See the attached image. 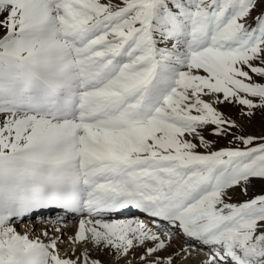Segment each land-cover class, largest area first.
Returning a JSON list of instances; mask_svg holds the SVG:
<instances>
[{
    "label": "snow or ice",
    "instance_id": "6c2138e0",
    "mask_svg": "<svg viewBox=\"0 0 264 264\" xmlns=\"http://www.w3.org/2000/svg\"><path fill=\"white\" fill-rule=\"evenodd\" d=\"M257 112L264 0H0V264H264Z\"/></svg>",
    "mask_w": 264,
    "mask_h": 264
},
{
    "label": "rangeland",
    "instance_id": "374dc122",
    "mask_svg": "<svg viewBox=\"0 0 264 264\" xmlns=\"http://www.w3.org/2000/svg\"><path fill=\"white\" fill-rule=\"evenodd\" d=\"M222 111L225 112L227 115H231L233 118H237V110L232 107H224ZM243 125V132L242 134L245 136H253V137H261L264 136V113L257 112L256 115L251 120H240L239 121ZM207 135V134H206ZM207 138L211 141H214V150H219L221 148H230V147H237L241 146L239 143L229 144V140L231 137L224 139V138H216L214 136L208 135ZM264 142V141H259ZM201 151H203L201 149ZM264 194V185L261 182L256 181L254 182V186L250 189L248 196H242L239 194V189L236 190L234 194V202H240L247 199L252 198L254 195ZM200 253H192L191 256L188 257L187 260L183 261L182 264H202L200 257Z\"/></svg>",
    "mask_w": 264,
    "mask_h": 264
},
{
    "label": "bare ground",
    "instance_id": "6f19581e",
    "mask_svg": "<svg viewBox=\"0 0 264 264\" xmlns=\"http://www.w3.org/2000/svg\"><path fill=\"white\" fill-rule=\"evenodd\" d=\"M64 218L67 221V227H68L69 232H72L75 230V225L78 224V221L81 217H79L77 214H74V213H66L64 215ZM119 218L123 219L125 217L120 216ZM42 219H55V217H38L36 220V231H37V233L39 231H41V228L39 225H40V221ZM32 227H33L32 221L26 220L25 224L18 226V231L21 234H24L25 231H30ZM185 239H186L185 237L180 236L178 234L177 238L173 240L174 248L179 249L180 247L186 246L184 244ZM195 252H197V251H193L192 253H195ZM197 253H200V255H201L200 257H202L201 262L207 260L208 257L204 254V252H197ZM102 259H104L106 261V264H114V261L110 257L105 256V257H102Z\"/></svg>",
    "mask_w": 264,
    "mask_h": 264
}]
</instances>
